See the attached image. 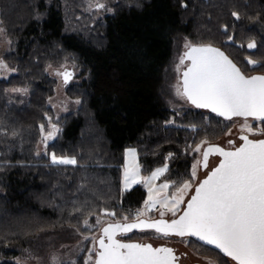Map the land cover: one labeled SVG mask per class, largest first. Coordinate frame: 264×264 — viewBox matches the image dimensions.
<instances>
[{
	"label": "trees",
	"instance_id": "trees-1",
	"mask_svg": "<svg viewBox=\"0 0 264 264\" xmlns=\"http://www.w3.org/2000/svg\"><path fill=\"white\" fill-rule=\"evenodd\" d=\"M101 1L110 9L103 20L94 18L92 0H0L11 41L0 59L14 68L0 77V264H20L15 258L38 238L82 227L104 211L135 220L132 211L148 192L123 189L127 148L137 150L144 175L167 165L160 182H170L172 192L191 178L195 146L213 145L231 129V120L195 106L169 107L172 61L184 38L221 47L244 72H264L247 64L249 57L264 64V0ZM250 40L256 48H247ZM65 61L79 69L74 78L81 80L67 86L81 103L57 117L47 68ZM52 118L60 130L39 153L41 125ZM52 153L76 164H53Z\"/></svg>",
	"mask_w": 264,
	"mask_h": 264
},
{
	"label": "snow or ice",
	"instance_id": "snow-or-ice-1",
	"mask_svg": "<svg viewBox=\"0 0 264 264\" xmlns=\"http://www.w3.org/2000/svg\"><path fill=\"white\" fill-rule=\"evenodd\" d=\"M95 8L100 10L106 6L96 0ZM232 15L236 19L240 18L235 12ZM2 31L3 28H0V32ZM228 41L232 42L233 37L229 36ZM240 46L244 47L243 44ZM246 46L248 49H254L256 42L250 40ZM185 47L187 51L181 57L180 64H183L185 59L190 61V64L182 73L183 78L177 86V94L196 108L210 109L225 121L234 117L243 118L244 123L240 126L242 133L264 135V128H254L248 123L249 118L264 122V75H246L223 51L211 45H194L188 42ZM247 64L253 69L257 66L264 67L260 61L250 57L247 58ZM7 67L8 65L0 60V69ZM58 74L63 76L64 83L67 84L71 73ZM57 132L59 129L52 125V130L44 140L54 139ZM225 134L229 135L230 129ZM240 140L243 143L238 147L234 146V141H228L229 145L234 146L232 150H225L218 145H208L204 149L203 168H208L210 155L215 154L222 159L195 186L194 194L187 200L182 214L170 221L163 219L164 211L160 212L161 219L155 221L139 220V217L157 205L175 217L177 212L181 211L180 205L185 203L184 194L193 187V181L197 178L196 167L201 162L197 161V164L192 166L190 180L176 186L170 196H161V192L167 193L170 184L165 182L157 187L154 181L163 175L167 165L156 169L150 176L142 177L140 165L136 161V150H126L124 190L134 184H143L148 189V198L144 202L145 210L135 214L138 222L117 221L103 227L101 237L92 238L99 247L88 250L89 255L84 264H177L180 257L171 248H154L151 244L126 243L117 239L118 235H126L133 229H154L164 237L175 235L182 239L195 238L201 242L195 248L197 258L203 245H211L235 264H264V139H249L248 135H241ZM201 144H207V140ZM193 150L200 152L201 145H197ZM51 161L53 164H76L75 158L57 157L55 153L51 154ZM172 184L175 185V182ZM107 215L115 216V213L108 212ZM128 219L127 216L123 217L125 221ZM99 223L98 218L97 224ZM84 224L88 228L91 227L87 220ZM186 255L185 253L184 256Z\"/></svg>",
	"mask_w": 264,
	"mask_h": 264
},
{
	"label": "rangeland",
	"instance_id": "rangeland-1",
	"mask_svg": "<svg viewBox=\"0 0 264 264\" xmlns=\"http://www.w3.org/2000/svg\"><path fill=\"white\" fill-rule=\"evenodd\" d=\"M99 2L104 3L101 0H99ZM95 3H96V0H92V5H91L92 14L96 20H103L110 11L106 10L108 9V7L106 6L105 3H104L106 6L105 9L96 10ZM0 28H3V31L0 32V53H1L3 51L10 49L11 41L5 33V29L3 27L1 20H0ZM188 42H190L191 44H194L192 40H190L189 38H184L180 44L179 50L176 52L173 58V61H172L173 68H174V78L172 82L170 83V87H169L168 105L171 109L176 110V111H180L181 109L193 108L194 106L189 101H187L185 98H182L181 96H179L176 91L177 86H179L182 82L181 73L183 69L186 68V66L189 64V62H184L183 64H180L181 57L187 51V48L185 47V45ZM68 69L74 70V73H75L74 77H76L79 73V69L77 65L70 61H65L64 63L58 64V65H55V64L50 65L47 68L48 74L55 80V94L50 98V105L53 107L55 115L57 117L70 113L72 111H76L79 108L80 103H81V100L79 98H73L72 96L68 94V86L67 84L64 83L63 76L58 74V73H63L64 71ZM13 72H14V68L8 65L6 69H0V77H7L11 75ZM245 73L250 74V75L254 73L264 74V72L258 71V70H249ZM74 79H75L74 82H79L81 80L80 78H74ZM76 101H79V103H76ZM231 123H232V127L230 129V134L229 135L225 134L219 140L213 141L214 142L213 145L218 144L223 147H229L230 145L228 144V141L232 139L235 140L236 143L239 145L243 142L242 140H240L241 134H246L255 139L264 137V135L254 136V135H251L250 133H246V132L242 133L240 126L244 123L243 118H240V117L233 118L231 120ZM248 123L252 124L254 128H261V122L254 121L251 118L248 119ZM52 125H56L53 118L50 119V123L48 127L44 128L43 130L42 141L38 147L39 153L44 152L46 145H48L51 141L55 139V138L49 139L47 141L44 140V137H46L48 132L52 130ZM56 127L60 130L59 126L56 125ZM201 142L198 144V145H201V151L195 152L193 150V153H192L194 157L193 165L197 164V161L201 162V164H197V167H196L197 178L195 181H193V187L184 194L185 203L180 205L181 211L183 210L187 200L190 199L191 195L194 193L195 186L199 183V181L203 177L207 175L208 171L211 168H213L220 160V157L218 155H210L209 160H208V168L204 169L202 167V153L204 149L208 147V145L212 142L209 140H207V144H201ZM128 149H135V148H127L126 150ZM136 161L139 163V157H138L137 150H136ZM61 165H69V164H61ZM163 167L164 166L159 167V168H163ZM123 174H124V167H123ZM140 175L142 177H147V176H150L151 174L144 175L142 172L141 166H140ZM161 176H159V178L154 181V185L157 187L165 182H168V181L160 182ZM169 184L171 185L170 182ZM137 185H142L143 187H145L143 184H134L128 190L132 189L133 187ZM123 189H124V186H123ZM174 191L170 192V187H169V189L167 190V193L161 192V196L165 194L170 196ZM147 192H148V189H147ZM141 210H145V204L141 208H135L132 211L133 212L132 214L135 215L137 211H141ZM161 211L165 212V215L163 216V218L165 219H173L181 212V211L177 212V215L174 217L172 216L170 212H167L166 210L161 209L160 206L157 205L156 208L152 209L151 211H145V215L141 217L161 218L160 217ZM108 212L109 211H104L100 215H95L87 219L88 224L91 225L90 228L86 227L83 222L82 227L71 226V227H68L66 230H63L60 233L43 235L40 239L38 238V241H37V243L41 245L40 247L38 245L37 247L31 250H24L23 253H21V255L15 258V261H17L20 264H84L85 260L87 259L89 255L88 250L94 247L98 248L97 244L92 238L95 237L96 239H98L103 227H106L110 223H116L117 221L127 222L131 218V214L118 215L117 212H114L115 216H110V215H107ZM125 216L129 217L127 221L123 220V217ZM98 218L100 220L99 224H97ZM86 236L89 237V239L85 240L84 237ZM135 236H136L135 238H141L142 240H145V241L148 240L155 245L168 244L170 246L175 247L177 250V253L182 255V262L184 264H192L195 262H202L204 264H207V262H211V264H221L218 261L217 257L211 255L203 247L200 248V255H199V258H197V255L195 254V248L198 245V243L189 237H185L183 239L175 235L164 237L161 234H157L155 231L137 232ZM132 237H134V235ZM186 241H191V243H186ZM185 253L187 254L186 256H184ZM229 263L235 264V262L232 261L231 259H229Z\"/></svg>",
	"mask_w": 264,
	"mask_h": 264
},
{
	"label": "water",
	"instance_id": "water-1",
	"mask_svg": "<svg viewBox=\"0 0 264 264\" xmlns=\"http://www.w3.org/2000/svg\"><path fill=\"white\" fill-rule=\"evenodd\" d=\"M211 46H213V47H215V48H218V49H220L221 51H223L224 53H225V55H227L240 69H241V67L233 60V58L224 50V49H222L221 47H218V46H214V45H211ZM184 62H189V64H190V61H188L187 59H185L184 60ZM188 64V65H189ZM188 65L186 66V68H184L183 69V71H185L186 69H187V67H188ZM183 71H182V73H183ZM241 71L242 72H244L242 69H241ZM65 72H69V73H71V77H70V79H69V81H68V83H70L72 80H73V78H74V75H75V73H74V70L73 69H68V70H66V71H64L63 73H65ZM182 73H181V81H182ZM245 73V72H244ZM246 74V73H245ZM247 75V74H246ZM252 75H264L263 73H254V74H251V75H249V76H252ZM200 109H202V110H205V111H209V112H211V110L210 109H205V108H200ZM211 113H213V112H211ZM213 114H215V113H213ZM217 115V114H216ZM220 117V116H219ZM223 118V117H222ZM234 118H236V117H234ZM244 135H246V134H244ZM249 139H255V138H251L250 136H249ZM258 139H264V138H258ZM243 143V142H242ZM241 143V144H242ZM240 146V145H239ZM238 147V146H237ZM233 148H229V149H225V150H232ZM220 159H222V157H220ZM220 162V161H219ZM219 164V163H218ZM216 167V166H215ZM176 218H178V217H176ZM175 218V219H176ZM158 219H161V218H139V220H149V221H155V220H158ZM163 219H165V218H163ZM165 220H168V221H170L169 219H165ZM133 222H138V220L136 219V220H132V221H127V222H120V223H133ZM140 229H133L131 232H134V231H139ZM152 230H154V229H152ZM130 233V232H129ZM195 239V238H194ZM123 241V240H122ZM123 242H126V243H141V242H139V241H134V242H127V241H123ZM199 242V241H198ZM201 243V242H200ZM141 244H143V243H141ZM145 244H151L154 248L156 247L153 243H151V242H147V243H145ZM204 246H207V247H210V248H212V249H215L213 246H211V245H204ZM98 247H99V245H98ZM158 247H168V248H171V249H173L174 250V253L177 255V253H176V251H175V249H174V247H171V246H166V245H159ZM215 250H217V251H219L218 249H215ZM178 256V255H177ZM230 259V258H229ZM177 264H181L180 263V261L178 260L177 261ZM195 264H202V263H200V262H196Z\"/></svg>",
	"mask_w": 264,
	"mask_h": 264
},
{
	"label": "flooded vegetation",
	"instance_id": "flooded-vegetation-1",
	"mask_svg": "<svg viewBox=\"0 0 264 264\" xmlns=\"http://www.w3.org/2000/svg\"><path fill=\"white\" fill-rule=\"evenodd\" d=\"M247 75H250V74H247ZM241 135H244V134H241ZM240 135V136H241ZM252 138V137H251ZM262 138H264V137H262ZM258 139V138H257ZM232 141H234L235 143H234V146L235 147H237V146H239L237 143H236V141L235 140H233L232 139ZM215 145H218V144H215ZM218 146H220V145H218ZM233 145H230L229 147H223V146H220V147H223V148H225V149H229V148H233L234 147ZM213 155H215V154H213ZM220 157V156H219ZM220 161V160H219ZM219 161H218V163H219ZM218 163L215 165V166H217L218 165ZM214 166V167H215ZM213 167V168H214ZM213 168H211L209 171H208V173L213 169ZM205 169V168H204ZM207 173V174H208ZM206 177V176H205ZM205 177H203L201 180H203ZM194 194V193H193ZM192 194V195H193ZM191 198V197H190ZM186 207V204H185V206H184V208ZM183 208V209H184ZM180 214H182V211L176 216V217H178ZM175 217V218H176ZM175 218H173V219H175ZM169 220H172V219H169ZM147 231V230H146ZM145 230L144 231H138V232H146ZM152 231V230H151ZM153 231H155V230H153ZM101 235H102V231H101V234H100V236H99V238L101 237ZM131 235H118L117 236V239H120V240H123V241H127V242H134V241H139V242H141V243H143V244H145V243H147V242H150V241H145V240H142L141 238H135V237H130ZM172 236H174V235H172ZM98 238V239H99ZM189 238H191V237H189ZM192 239H194V238H192ZM155 245V244H154ZM159 245H166V246H170V245H168V244H157V245H155L156 247H158ZM97 246H98V244H97ZM171 247H173V246H171ZM174 249H175V251H176V253H177V250H176V248L174 247ZM177 255H178V257H180V259H179V261H180V263L181 264H184L183 262H182V255H180V254H178L177 253ZM196 263V262H195ZM195 263H192V264H195ZM200 263H202V262H200ZM202 264H204V263H202Z\"/></svg>",
	"mask_w": 264,
	"mask_h": 264
}]
</instances>
